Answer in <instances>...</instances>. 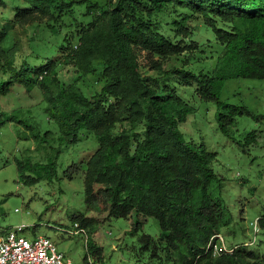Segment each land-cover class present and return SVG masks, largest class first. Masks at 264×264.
Masks as SVG:
<instances>
[{
    "label": "trees",
    "instance_id": "trees-1",
    "mask_svg": "<svg viewBox=\"0 0 264 264\" xmlns=\"http://www.w3.org/2000/svg\"><path fill=\"white\" fill-rule=\"evenodd\" d=\"M24 5L15 17H0V98L15 85L43 93V114L53 123L56 135L15 111L8 116L48 145L45 160L19 157L17 170L23 181L74 178L83 174L87 209L108 211V216L137 220L153 216L161 228L159 237L143 233L140 240L152 248L161 264H264V255L243 244L216 249L217 234L233 220L224 193L225 182L214 167L217 152L204 143L186 138L180 126L196 107L168 86L171 76L183 85L196 84L201 100L215 102L217 123L226 136L234 134L239 116L255 114L246 105L226 102L221 90L228 78H264V0H20ZM6 0H0V6ZM80 9L73 17L76 30L63 37L61 49L66 63L74 65L79 77H90L94 85L88 95L77 80L61 82L57 61L47 59L31 65L17 62L18 45L12 42L15 25L38 15L53 20V30L64 13ZM198 19L210 28L220 50L210 72L196 73L182 66L161 69L164 79L143 74L139 54L168 56L195 47L185 37ZM190 23V25H189ZM153 62V61H152ZM0 110V127L4 124ZM126 120L129 126L117 129ZM21 132V131H20ZM84 134L94 136L97 147L88 158H61L62 144H76ZM57 144V145H56ZM246 146V145H245ZM95 217L82 213L73 217L77 228H87ZM78 222V223H77ZM264 228V216L259 217ZM26 230V229H25ZM24 230V231H25ZM25 233V232H24ZM90 254L101 249L88 240Z\"/></svg>",
    "mask_w": 264,
    "mask_h": 264
},
{
    "label": "rangeland",
    "instance_id": "rangeland-1",
    "mask_svg": "<svg viewBox=\"0 0 264 264\" xmlns=\"http://www.w3.org/2000/svg\"><path fill=\"white\" fill-rule=\"evenodd\" d=\"M23 7L20 0H6V5L0 6V17H15L16 11ZM80 9L84 8L78 7L75 12L61 16L64 20L56 23L60 34L53 30L54 22L48 19L49 16L38 15L34 20L15 25L11 41L18 45V63L26 59L31 65H39L41 61L54 59L57 61L56 76L61 82L78 79L84 91L92 95V79L78 76L76 67L64 61L65 51L60 46L61 39L64 36L71 38L76 30L73 17H82L78 12ZM190 22L195 32L185 39L195 47L168 56L141 52L139 61L143 74L164 79L163 71L173 66H182L196 73L210 72L214 68L219 43L211 29L200 20ZM156 60L161 63L163 71L154 66ZM166 82L169 88H175L181 97L196 107L195 113L180 126L186 138L204 143L209 150L217 152L213 164L225 182L224 193L233 220L217 234L216 249L247 243V249L264 255V228L254 231L252 224L257 217L264 216V78L226 80L221 90L223 100L246 105L255 114L254 117L239 116V124L231 136L224 135L218 127L217 118L223 109L213 101L201 100L195 91L196 84L183 85L174 76ZM42 105L41 90L34 88L29 92L19 84L0 98V110L5 112L4 124L0 127V228H15L24 223L28 226L24 231L27 236H50L58 248L77 263L84 262L89 240L101 249L99 256L90 254L92 264H161L152 254V248L145 247L140 240L143 233L159 237L161 228L155 217L140 216L141 227L133 232L137 220L134 212L124 218L108 216L107 210L87 209L81 173L69 179L60 170L61 179H43L34 184L20 179L16 166L19 157L45 160L52 150L43 148L48 141L33 137L29 130L24 131L22 124L8 116L20 111L31 121L40 123L41 135L46 127L51 129L50 136L56 135V128L52 122H47ZM127 126L129 124L124 120L117 124V129ZM96 147L94 136L84 134L76 144L61 145V158L65 162L78 155L79 158H88ZM80 213L95 217L96 221L85 228V232L73 233L77 228L73 217ZM162 264L173 263L164 261Z\"/></svg>",
    "mask_w": 264,
    "mask_h": 264
},
{
    "label": "built area",
    "instance_id": "built-area-1",
    "mask_svg": "<svg viewBox=\"0 0 264 264\" xmlns=\"http://www.w3.org/2000/svg\"><path fill=\"white\" fill-rule=\"evenodd\" d=\"M259 217L253 222L254 231L259 229ZM22 223L15 228H0V264H84L77 263L58 248L50 236L39 234L27 236ZM85 232L76 228L73 233ZM89 261L93 262L89 256Z\"/></svg>",
    "mask_w": 264,
    "mask_h": 264
}]
</instances>
